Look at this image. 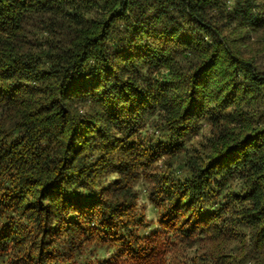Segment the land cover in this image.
<instances>
[{
    "label": "trees",
    "instance_id": "trees-1",
    "mask_svg": "<svg viewBox=\"0 0 264 264\" xmlns=\"http://www.w3.org/2000/svg\"><path fill=\"white\" fill-rule=\"evenodd\" d=\"M0 264H264V0H0Z\"/></svg>",
    "mask_w": 264,
    "mask_h": 264
},
{
    "label": "rangeland",
    "instance_id": "rangeland-1",
    "mask_svg": "<svg viewBox=\"0 0 264 264\" xmlns=\"http://www.w3.org/2000/svg\"><path fill=\"white\" fill-rule=\"evenodd\" d=\"M256 43L257 42H255L254 38H252L250 40V46L251 47L257 46ZM207 129L208 128H206V130ZM139 188L142 189L139 203H140L141 207L143 208V210H144L145 214L147 215L148 220L150 222L149 229L153 230V231L154 230H159V231L162 232L161 226H160L159 220H158L157 211L154 209L153 203H152L151 199L149 198L148 194H146V191H145L144 186L142 185V183L139 185Z\"/></svg>",
    "mask_w": 264,
    "mask_h": 264
}]
</instances>
